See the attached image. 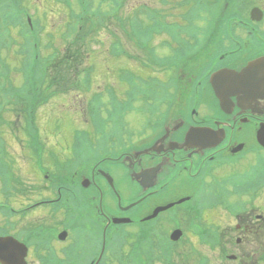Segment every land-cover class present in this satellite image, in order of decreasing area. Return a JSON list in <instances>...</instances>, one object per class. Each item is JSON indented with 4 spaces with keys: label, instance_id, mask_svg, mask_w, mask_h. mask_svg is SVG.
Returning <instances> with one entry per match:
<instances>
[{
    "label": "flooded vegetation",
    "instance_id": "1",
    "mask_svg": "<svg viewBox=\"0 0 264 264\" xmlns=\"http://www.w3.org/2000/svg\"><path fill=\"white\" fill-rule=\"evenodd\" d=\"M198 3L194 0L195 7ZM181 10L190 11L191 7ZM199 10L187 20L179 17L167 21L169 27L163 36L165 42L178 39L181 43L176 47L186 51L181 58L165 59L161 72L163 86L174 92L176 100L162 103L144 128L135 131L136 135L129 133L134 131L131 127L123 132H107L110 137L99 143L103 147L101 160L94 167L85 161L69 167L76 169L73 182L69 179L63 183L60 180L17 183L16 202L21 211L25 210L23 220L31 222L23 225L20 236L18 233V239L28 247L27 264H40L41 246L48 245L51 251L58 249L59 256L71 252L73 243H79L78 236L72 238L70 234L77 230L78 219L84 223L82 240L90 241V245H82L83 258L72 264L97 263L104 231L107 237L118 231L112 223L115 218L127 219L135 227L127 249L133 260L146 259L143 248L157 251L171 248L176 257H181L182 239L173 242L174 231L208 232L207 215L204 213L198 219L197 199L198 193L206 190L216 177L215 162H220L218 166H231L244 153L253 162V155L263 150L258 133L264 125V72L257 80V90L250 93L243 107L239 106V99L244 94L235 97L229 94L254 87V80L249 85L247 81L224 79L215 87L212 78L223 70L239 74L250 62L264 59V0H201ZM174 26L187 30L177 36L172 30ZM165 47L166 55L170 54L171 48ZM217 90L229 98L225 109ZM196 130L198 136L194 135ZM39 157L40 169L55 168L53 149H43ZM30 171L38 177L32 166ZM104 173L112 178L114 189ZM68 183L70 189L64 202L55 201L57 193L63 195L56 187L65 189ZM35 185L42 186L37 195H33ZM184 199L187 201L179 203ZM171 204L174 205L169 210L158 212ZM257 210L246 217L237 216L239 223L234 231L240 238L233 240L229 231L221 234L217 249L225 257L234 251L239 257L252 258L251 253L262 250L263 207L260 206L262 214L256 213ZM154 214L153 219L145 220ZM121 228L125 225H119ZM99 229L100 246L95 242ZM62 231L67 232L66 239L60 241L65 244L57 245ZM248 236H256L258 240L250 243ZM170 243L174 245L169 247ZM247 245L252 246L251 252ZM105 252H110L107 245ZM247 252L248 255H243ZM220 260L217 262L222 264ZM101 264L118 262L111 258ZM238 264L248 262L240 258Z\"/></svg>",
    "mask_w": 264,
    "mask_h": 264
},
{
    "label": "rangeland",
    "instance_id": "2",
    "mask_svg": "<svg viewBox=\"0 0 264 264\" xmlns=\"http://www.w3.org/2000/svg\"><path fill=\"white\" fill-rule=\"evenodd\" d=\"M23 4V7L28 9L29 14H31L32 18L37 20L40 18V20H42L43 24H39V26L42 27V25L45 27L46 32L47 33H52L54 35V37H58L60 35V33L64 32L65 30V23L67 20V16L66 14L63 12V6L61 4H59L58 0H20ZM146 2L152 3L153 5H155L158 9H160L161 11H165L164 8H161L159 6V0H144ZM137 0H130V4H137ZM140 2L142 3L143 0H140ZM64 15V16H60V15ZM172 20V18L169 19V21ZM175 20V18L173 19ZM43 36V40L46 41L48 40L44 34H42ZM56 41V40H54ZM56 43V42H55ZM155 45H157V49L160 55H165L167 54V52H165V49H161V47L159 46V39L156 40ZM56 46L58 48H63L62 44H57ZM100 46L98 44H93V46H91V50L96 51V55L94 56V60L92 61V64L95 65L96 67V71H97V76L94 77V88L93 91H100L103 92L104 86L108 87L109 85H117V74H118V70L120 67H133L135 68L134 70H137V68L135 67V64H133L134 62L131 63H125L126 60H123V62L125 63L122 64L120 62H117V64H115L114 62H111L108 57L106 55H102L99 52H101V49H99ZM47 54V53H46ZM45 54V55H46ZM129 61V60H128ZM9 62L11 63L12 67H16L19 65V61L16 58H12L9 59ZM141 67V65H139V68ZM108 68H110L109 70H107ZM124 85V84H123ZM74 94L71 98H75L77 96H79L82 100L84 99V95H82L81 93H72ZM70 97L66 96V95H62V96H58L55 97L53 99H51L49 101V105L47 106V109H41L38 112V116H37V123L39 125L40 128V132H43L46 136L43 137V142L46 144L49 143H55V147H53L55 149V151L57 153L60 152V150L66 146V145H71L73 142V138L76 135V132L78 129L83 130L84 125L82 124V120H79L76 122V118H78L80 115L77 111H73L72 108H76L79 106V108H85L87 105L86 103H81V100H76V101H70L71 99ZM42 100V98H40ZM67 100V103L65 102ZM70 105H69V104ZM60 105V106H58ZM71 106V107H70ZM44 114H46V116H44ZM48 114H49V118H48ZM14 113L10 112L7 117H9V121L11 120V118H14ZM145 118H146V113L143 111H135L134 113L131 114L130 117V121L133 125V127L135 129H141L144 126V122H145ZM11 126L13 127H17V125L14 122L10 121ZM12 129V127H11ZM5 130V129H4ZM12 132L13 129L11 130ZM10 130H6V138L9 139L8 140V144H7V150L9 153V159L14 156L18 157L19 160L24 159V160H28L27 157L23 156V143L19 141L18 136H16L17 141L14 137H10L9 136ZM14 140V141H13ZM55 140V142H54ZM26 144V143H24ZM19 151V154L17 153ZM25 154H28L27 152H25ZM15 157V158H16ZM93 157V155H92ZM15 158L13 157V161H11V164H13V166H15V173L17 175V177L20 178H25L26 180H32L34 178L33 174L30 171H27L26 168H21L20 164H17L15 162ZM20 162V161H19ZM236 162L241 163V166H235L234 170L233 168L230 169V167H226L224 170L218 171V177L216 179H219L221 177L227 176L229 175L232 171L233 172H237V173H243L246 170V173H251V168L248 167L249 166V162L250 161H246V160H237ZM15 164V165H14ZM244 165L246 166V168L244 167ZM253 165V164H252ZM239 170V171H237ZM234 175H230L234 178V180L236 181H240L243 180V177L240 176L239 174H235L232 173ZM215 179V180H216ZM40 180V179H39ZM213 180V181H215ZM228 180V179H227ZM212 181V182H213ZM234 188L233 187H229V192H234ZM263 194H264V189H263ZM261 194V195H263ZM264 198V196H263ZM260 198L259 196V201L256 199H254L252 196H249V198L247 196H237V195H232L229 197L230 202L234 203L236 200H242V201H251L250 204L248 206L249 209L255 205V202L258 203L261 207H263V212H264V199ZM252 199V200H251ZM2 201L3 203V198L0 197V202ZM14 201H16V199H12L11 202L13 204ZM15 206V205H14ZM18 207V206H16ZM240 208L243 211V208L241 207L240 204ZM248 214H251L252 212H246ZM214 215L210 217V222H206L208 225H212L213 226H209V228L211 230L217 231V228L219 227V234L221 235L224 231H229L228 235L235 239L237 234L233 231V226L235 225L234 223V218L233 215L229 214L227 212L226 209H224L222 206H220L218 208V211H215L213 213ZM1 220V217H0ZM19 228H24L25 226H23L24 224H29L31 223L28 219L26 220H19ZM233 236V237H232ZM251 237V236H248ZM189 238V237H187ZM258 239L256 237L254 238H250V241H254L256 242ZM187 242H190V239H187ZM261 242H262V250L259 252H254L251 253V257L252 258H246L245 262H249L251 263V259H261L264 257V236L261 237ZM184 245H188V244H184ZM248 247V245H247ZM254 247V246H253ZM251 247H248V251L251 252ZM198 250L202 251L200 248H197ZM212 253L214 252H209L208 253V257L217 259L216 255H213ZM230 254H232V252H229ZM234 253V252H233ZM237 254V253H235ZM249 253H243V255H248ZM216 261V260H215ZM255 264V261L252 263ZM262 264V262H261Z\"/></svg>",
    "mask_w": 264,
    "mask_h": 264
},
{
    "label": "water",
    "instance_id": "3",
    "mask_svg": "<svg viewBox=\"0 0 264 264\" xmlns=\"http://www.w3.org/2000/svg\"><path fill=\"white\" fill-rule=\"evenodd\" d=\"M263 145H264V140L261 139ZM13 242V247H14V250L13 251H9V253H7L8 251H1V255H0V259L2 258V255L6 257V260L10 263V264H20L22 262V253L20 254L21 252V247L19 246L18 243H16L15 241L13 240H10ZM5 242H9V240H5ZM4 247H7V245L3 246V249H6ZM13 252V253H12ZM13 256V257H12Z\"/></svg>",
    "mask_w": 264,
    "mask_h": 264
},
{
    "label": "trees",
    "instance_id": "4",
    "mask_svg": "<svg viewBox=\"0 0 264 264\" xmlns=\"http://www.w3.org/2000/svg\"><path fill=\"white\" fill-rule=\"evenodd\" d=\"M81 53L79 52V51H76V57L74 58L75 59V61L77 60H79V58H81ZM76 61V62H77ZM61 65H64V61H61V63L58 65V66H61Z\"/></svg>",
    "mask_w": 264,
    "mask_h": 264
}]
</instances>
